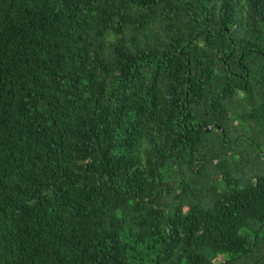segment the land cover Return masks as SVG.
<instances>
[{"label":"trees","instance_id":"obj_1","mask_svg":"<svg viewBox=\"0 0 264 264\" xmlns=\"http://www.w3.org/2000/svg\"><path fill=\"white\" fill-rule=\"evenodd\" d=\"M0 264H264V0H0Z\"/></svg>","mask_w":264,"mask_h":264},{"label":"water","instance_id":"obj_2","mask_svg":"<svg viewBox=\"0 0 264 264\" xmlns=\"http://www.w3.org/2000/svg\"><path fill=\"white\" fill-rule=\"evenodd\" d=\"M211 127H208V130L210 129Z\"/></svg>","mask_w":264,"mask_h":264}]
</instances>
